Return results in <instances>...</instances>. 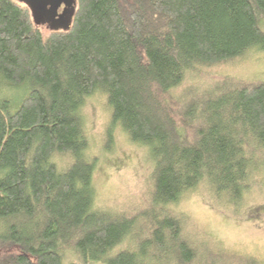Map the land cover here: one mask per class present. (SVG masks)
Here are the masks:
<instances>
[{
	"label": "trees",
	"instance_id": "obj_1",
	"mask_svg": "<svg viewBox=\"0 0 264 264\" xmlns=\"http://www.w3.org/2000/svg\"><path fill=\"white\" fill-rule=\"evenodd\" d=\"M73 8L69 27L52 30L21 0H0V264H261L198 248L168 206L203 184L238 214L264 171V80L174 93L199 66L264 50V0ZM96 92L151 160L149 198L129 210L95 204L82 109Z\"/></svg>",
	"mask_w": 264,
	"mask_h": 264
},
{
	"label": "rangeland",
	"instance_id": "obj_2",
	"mask_svg": "<svg viewBox=\"0 0 264 264\" xmlns=\"http://www.w3.org/2000/svg\"><path fill=\"white\" fill-rule=\"evenodd\" d=\"M221 76L264 80V50L251 48L241 56L199 66L184 77L174 93L179 95L188 85L202 90ZM14 94L13 98L17 99L21 90ZM82 110L89 153L96 161L92 175L95 204L123 211L145 203L149 198L147 178L151 170L147 149L129 142L118 126L110 125L109 110L102 94L90 95ZM168 207L179 215L182 231L198 248L205 245L223 252L249 255L264 264V171L259 173L255 185L245 194L238 214L219 206L203 184L182 193ZM79 262L105 264L90 260Z\"/></svg>",
	"mask_w": 264,
	"mask_h": 264
},
{
	"label": "water",
	"instance_id": "obj_3",
	"mask_svg": "<svg viewBox=\"0 0 264 264\" xmlns=\"http://www.w3.org/2000/svg\"><path fill=\"white\" fill-rule=\"evenodd\" d=\"M30 10L35 24L50 29H67L74 12L75 0H21Z\"/></svg>",
	"mask_w": 264,
	"mask_h": 264
}]
</instances>
